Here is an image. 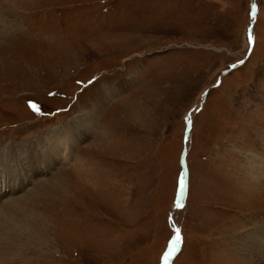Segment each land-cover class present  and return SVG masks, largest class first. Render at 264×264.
Instances as JSON below:
<instances>
[{
    "label": "rangeland",
    "instance_id": "obj_1",
    "mask_svg": "<svg viewBox=\"0 0 264 264\" xmlns=\"http://www.w3.org/2000/svg\"><path fill=\"white\" fill-rule=\"evenodd\" d=\"M38 139L71 158L28 173ZM12 147L27 173L0 167V264H166L177 229L168 264H256L264 0H0Z\"/></svg>",
    "mask_w": 264,
    "mask_h": 264
},
{
    "label": "bare ground",
    "instance_id": "obj_2",
    "mask_svg": "<svg viewBox=\"0 0 264 264\" xmlns=\"http://www.w3.org/2000/svg\"><path fill=\"white\" fill-rule=\"evenodd\" d=\"M251 37V36H250ZM79 120V119H78ZM81 125L84 127L85 126V122H80ZM79 125V124H78ZM88 126V125H87ZM86 128V126H85ZM66 131L68 132V134L70 135V137H72V143H76V140H78L79 138H75L73 136V133L71 131V129H67V127L65 128ZM82 132V131H81ZM57 134H54L53 135V138L56 136ZM46 142V140L43 141V144L41 143V139H38V145L35 144L36 142H30V146L32 149L29 148H26L24 149L25 153H26V156L23 157V165L26 166V168L28 169V173L32 174L34 172L37 171V167H43V168H47L51 163H54L56 160H67L70 157L69 155V150L71 149L70 148V143H64L63 147L59 150L55 149L56 146H52L50 148V153L49 152H46V153H42V151L40 152L41 148L40 146L42 145H45L44 143ZM33 143V144H32ZM33 146V147H32ZM46 146H50V142L47 141V144ZM25 147V146H24ZM72 147V146H71ZM11 149V147H10ZM53 149V150H52ZM64 150V152L62 153V151ZM16 149L12 147V155H11V151L9 152V156H7V158L4 157V153L3 151L0 150V167L3 168V174L5 173V176L8 175V178H13L12 177V174L15 173L16 171H19V170H23L24 173H27V171H25V169L23 168L22 164H17V166L15 165V161H18L19 157L18 155H16L17 153L15 152ZM56 151V152H54ZM34 152L35 154L34 155H31V153ZM44 152V151H43ZM7 154V153H5ZM53 155V156H52ZM185 155V154H184ZM16 166V167H14ZM257 167H261L259 165L256 164ZM6 168V169H5ZM5 169V170H4ZM43 170V169H41ZM260 170H262L260 168ZM264 170V169H263ZM263 172V171H262ZM21 172H19V174H21ZM18 174V175H19ZM26 175V174H25ZM26 178V177H25ZM186 178V176H185ZM5 186L8 187L9 191H12L13 190V187L9 185L8 183V180L4 182ZM19 185H22V183H20ZM186 188V180L184 179L183 181V188H182V192H181V195H180V201H182L183 197H184V190ZM17 201L14 200V198H11L10 200L7 201V203H5L6 205L9 204V205H14ZM19 202V201H18ZM21 205V204H20ZM16 207V206H13V208ZM18 207V206H17ZM3 208V207H2ZM4 208H7V207H4ZM12 208V209H13ZM13 214V213H12ZM15 215V214H14ZM13 215V216H14ZM16 216V215H15ZM263 237L262 239H258L257 236H255V241H256V246L258 247V251L261 253V257L259 259H257V261L255 260V263L256 264H264V235L261 234ZM260 235V236H261ZM258 252V253H259ZM173 257V256H172ZM171 257V258H172ZM171 258H169L168 260L165 261L166 264H168L171 260ZM260 260V261H259Z\"/></svg>",
    "mask_w": 264,
    "mask_h": 264
},
{
    "label": "snow or ice",
    "instance_id": "obj_3",
    "mask_svg": "<svg viewBox=\"0 0 264 264\" xmlns=\"http://www.w3.org/2000/svg\"><path fill=\"white\" fill-rule=\"evenodd\" d=\"M33 107L35 108V105H33ZM181 188H183V181H181ZM176 206L177 207H182L183 205L180 204V203H177ZM180 242H181L180 230L177 229L176 230V235L173 238V240L171 241L170 248H169L168 252L164 256L165 260H168L169 258H171L175 254V252L179 248Z\"/></svg>",
    "mask_w": 264,
    "mask_h": 264
},
{
    "label": "water",
    "instance_id": "obj_4",
    "mask_svg": "<svg viewBox=\"0 0 264 264\" xmlns=\"http://www.w3.org/2000/svg\"><path fill=\"white\" fill-rule=\"evenodd\" d=\"M251 12L253 13L252 15H254V10H253V8H251ZM188 121H189V118L187 119V121H186V126L188 125ZM185 137V134H184V136H183V138ZM181 164H182V167H183V175H184V177L186 176V168H185V162H184V145H183V149H182V153H181ZM183 175H182V177H183ZM170 213V212H169ZM168 217H170V214L168 215Z\"/></svg>",
    "mask_w": 264,
    "mask_h": 264
}]
</instances>
